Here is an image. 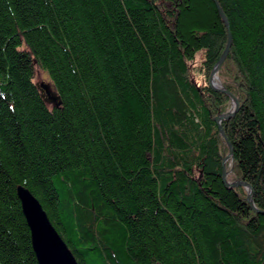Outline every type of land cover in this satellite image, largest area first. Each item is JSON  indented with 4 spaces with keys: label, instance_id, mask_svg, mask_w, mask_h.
Returning a JSON list of instances; mask_svg holds the SVG:
<instances>
[{
    "label": "trees",
    "instance_id": "obj_1",
    "mask_svg": "<svg viewBox=\"0 0 264 264\" xmlns=\"http://www.w3.org/2000/svg\"><path fill=\"white\" fill-rule=\"evenodd\" d=\"M215 1L261 213L214 0H0V264H37L18 186L78 264H264V0Z\"/></svg>",
    "mask_w": 264,
    "mask_h": 264
},
{
    "label": "water",
    "instance_id": "obj_2",
    "mask_svg": "<svg viewBox=\"0 0 264 264\" xmlns=\"http://www.w3.org/2000/svg\"><path fill=\"white\" fill-rule=\"evenodd\" d=\"M214 2L217 7V12L228 31L227 46L218 62L215 64L208 79V85L212 91L218 94L227 95L231 99L230 110L214 119L220 135L226 141L229 148L228 155L221 162L222 181L226 188L243 187L247 192L246 200L251 210L254 213H261L253 204V191L249 184L239 181L228 182L226 179L229 173L226 171V163L232 159L233 148L224 134L221 122L228 121L235 116L239 110V102L225 87H223V85L218 83L216 80V73L229 53L231 36L228 30V22L215 0ZM36 87L40 90L41 96L45 99L47 104L53 105L54 107H58L60 105L59 97L51 89L49 84H36ZM16 196L20 202L22 214L30 232L31 246L36 257L37 264H78L68 246L52 226L39 201L22 186H18L16 188Z\"/></svg>",
    "mask_w": 264,
    "mask_h": 264
},
{
    "label": "rangeland",
    "instance_id": "obj_3",
    "mask_svg": "<svg viewBox=\"0 0 264 264\" xmlns=\"http://www.w3.org/2000/svg\"><path fill=\"white\" fill-rule=\"evenodd\" d=\"M35 83L36 84H39V85L40 84H49L51 86V84H50L49 79L47 78V76L44 75V74H42V73H40V72H37V76H36V79H35ZM51 89L53 90L52 86H51Z\"/></svg>",
    "mask_w": 264,
    "mask_h": 264
},
{
    "label": "bare ground",
    "instance_id": "obj_4",
    "mask_svg": "<svg viewBox=\"0 0 264 264\" xmlns=\"http://www.w3.org/2000/svg\"><path fill=\"white\" fill-rule=\"evenodd\" d=\"M231 164V163H230Z\"/></svg>",
    "mask_w": 264,
    "mask_h": 264
}]
</instances>
